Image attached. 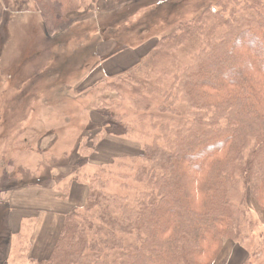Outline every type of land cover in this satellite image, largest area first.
I'll list each match as a JSON object with an SVG mask.
<instances>
[{
  "label": "trees",
  "instance_id": "obj_1",
  "mask_svg": "<svg viewBox=\"0 0 264 264\" xmlns=\"http://www.w3.org/2000/svg\"><path fill=\"white\" fill-rule=\"evenodd\" d=\"M36 1L44 6L38 36L52 43L41 44L40 55L52 48L77 56L81 44L93 43L96 27L69 19L88 0ZM190 38L196 48L182 64L172 51ZM147 65L155 80L131 101L151 142L132 144L126 115L107 104L135 78L103 77L96 108L105 122L80 144L73 167L87 159L97 165V147L107 141L137 149L99 162L79 204H69L74 192L58 196L71 206L60 213L59 235L48 256L28 255L27 264H215L226 240L236 255L248 252L249 199L264 211V0H219L158 40ZM75 69L62 58V78Z\"/></svg>",
  "mask_w": 264,
  "mask_h": 264
},
{
  "label": "rangeland",
  "instance_id": "obj_2",
  "mask_svg": "<svg viewBox=\"0 0 264 264\" xmlns=\"http://www.w3.org/2000/svg\"><path fill=\"white\" fill-rule=\"evenodd\" d=\"M218 1L88 0V9L71 14L69 19L71 24L78 27H96L89 37L93 43L81 44L77 56H74L62 49L53 52L52 48H46L43 54H39V47L44 48L41 44L52 43L46 42L43 35L38 36L39 28L44 24L40 13V7L44 6L38 1L0 0V264H27L32 238L44 223H54L46 220L44 206L34 198L31 201L36 203L25 214L24 220L19 222L23 213H18L20 206H16L14 199L27 198L17 195L55 194L58 199V196L64 194L69 197L74 192L77 200L81 193L93 187V175L98 171V163L96 165L87 159L75 168L73 159L89 132L105 122L96 108L106 84H100V78L110 76V80L117 76H103L100 72L90 76L91 72L100 62L121 57L125 52L147 53L138 66L125 72L135 80L128 84L123 81L120 86L122 98L107 102L112 108L110 112L124 113L125 124L134 129L133 135L126 138L132 140V144L136 141L143 147L152 139L143 137L142 133L147 131L141 126V115L136 113L131 97L144 91L155 80V74H149L151 67L147 65L154 45L161 38L176 33L180 24L197 18ZM81 38L71 37L70 41ZM107 44L108 54L101 57L102 62L100 49L104 50ZM195 48L190 38L172 52L180 63L186 64L190 52ZM63 57L77 64L74 83L77 86L79 82L82 84L73 103L69 102L67 107L61 109L56 106L48 109L51 97L55 95L49 93L48 84L55 91L62 89L67 81L59 72ZM152 100L156 106L162 101L157 96ZM101 145L97 147L98 152ZM108 146L105 144L101 149L107 150ZM131 147L136 148L134 145ZM74 182L81 187L71 189ZM121 192L125 193L119 189ZM59 200L67 201L63 197ZM248 204L249 240L245 246L248 252L245 256L241 255L240 260L235 255L232 264L235 261V264H246L248 261V264H264V211L252 198ZM70 205H77V202L72 201ZM19 223L23 228L16 233ZM235 247L231 240H226L215 264H230Z\"/></svg>",
  "mask_w": 264,
  "mask_h": 264
},
{
  "label": "crops",
  "instance_id": "obj_3",
  "mask_svg": "<svg viewBox=\"0 0 264 264\" xmlns=\"http://www.w3.org/2000/svg\"><path fill=\"white\" fill-rule=\"evenodd\" d=\"M155 47V45H154ZM153 47V48H154ZM108 54V44L106 46H104V50L100 49V60L102 61V56H105ZM147 53H136V52H125L121 57H113L111 59H108L107 61H102L104 63H99L97 65V68L95 70H93L90 74V76H93V74H98L99 72L103 74V76L105 75H111V76H118V75H122L124 74L126 71H130L133 68H135L136 66H138L140 64V59L142 57H144ZM131 55V56H130ZM74 74L70 75V78L66 81V84L64 85V87L61 89H56L55 91L53 90V87L50 86V84H48L49 88H47L48 90H50L49 93H54L55 95H53V97H51V105L48 106V109H50L51 107H57V109H61L63 107H67L69 102L73 103L74 99L76 96V94H78V87L82 84V82H79V85L77 86L74 83V77H75V72L76 69L73 71ZM110 77V76H108ZM103 78V77H102ZM100 78V79H102ZM74 84L71 88H69L68 86ZM57 93V95H56ZM77 97V96H76ZM46 101V100H44ZM43 101V102H44ZM62 103V104H61ZM55 120H59L55 119ZM60 122V121H59ZM109 145L107 150H103L101 149V147L103 145ZM113 143H109L104 142L101 146H100V151L98 152V154L94 157L93 161H96L97 163L99 162H109L111 161L113 158H115L117 156H121L124 154L129 153L130 151H132V149L136 150L137 148H132L131 146H129L128 144L115 148L114 146H118V145H112ZM133 150V151H134ZM78 187H81V185L79 184ZM44 189V188H41ZM48 192L49 190L46 189ZM17 197L19 198H27V200L25 199H14V201H16V206H20V208L18 209V213L22 214L23 213V217L22 219H20L19 222H21L22 220H24L25 218V214L27 212H29V209H32L33 205L36 203V199H38L39 201H41L42 203V207L44 209V213L46 214V220L51 221L54 223L53 224H49V223H44L42 225V228L39 229V232H37V234L34 235V237L32 238V248L30 249V253L29 255L35 258H44L46 256L49 255V252L56 240V238L59 235L60 232V227H61V223L63 220V215L60 213H63L65 211L68 210L69 207H71L69 204H67L66 202H61L59 199H57L55 194H52L50 196L48 195H31L26 193V195H17ZM34 198L35 201L32 202L31 199ZM76 197H74L75 199ZM77 202V204H79V199L74 200ZM72 202V201H70ZM54 211V212H53ZM59 216H61L62 218H59ZM19 218V217H18ZM57 221H59V223H57ZM18 225V224H17ZM23 228V225L19 223V228H17L16 233L20 232ZM236 255V250L234 249V254L232 256V260L230 262V264H232L233 259ZM241 255H236V259L238 258L240 260ZM236 263V261H235ZM233 263V264H235ZM242 264V263H239Z\"/></svg>",
  "mask_w": 264,
  "mask_h": 264
}]
</instances>
